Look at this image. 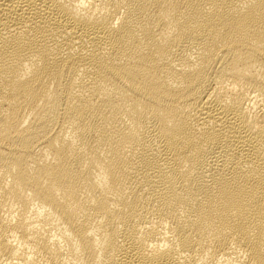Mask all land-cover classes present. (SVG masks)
Masks as SVG:
<instances>
[{"label":"bare ground","instance_id":"bare-ground-1","mask_svg":"<svg viewBox=\"0 0 264 264\" xmlns=\"http://www.w3.org/2000/svg\"><path fill=\"white\" fill-rule=\"evenodd\" d=\"M0 264H264V0H0Z\"/></svg>","mask_w":264,"mask_h":264}]
</instances>
